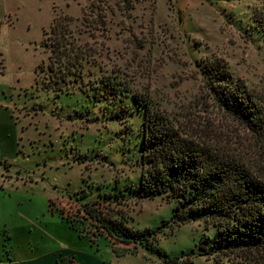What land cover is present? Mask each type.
I'll return each mask as SVG.
<instances>
[{
    "label": "rangeland",
    "instance_id": "374dc122",
    "mask_svg": "<svg viewBox=\"0 0 264 264\" xmlns=\"http://www.w3.org/2000/svg\"><path fill=\"white\" fill-rule=\"evenodd\" d=\"M28 1L40 9L39 20L21 29L22 51L0 68V261H23L22 242H52L44 239L49 236L108 264L242 262L211 248L217 231L203 221L165 228L154 245L117 256L108 237H81L73 229L68 241L61 229L46 231L45 219L64 224L50 211L51 199L69 208V195L84 194L85 202L112 192L127 200L136 230L170 220L173 204L164 197L138 198L143 102L264 178V147L218 101L223 70L264 107V0ZM53 6L56 15L71 18V38L87 55L70 94L44 87L52 72L42 40ZM80 225L95 231L90 222Z\"/></svg>",
    "mask_w": 264,
    "mask_h": 264
},
{
    "label": "trees",
    "instance_id": "16d2710c",
    "mask_svg": "<svg viewBox=\"0 0 264 264\" xmlns=\"http://www.w3.org/2000/svg\"><path fill=\"white\" fill-rule=\"evenodd\" d=\"M56 14L42 40L50 53L48 70L52 72L44 87L70 94L75 89L72 84L83 78L87 55L83 45L71 38V18ZM45 67L44 61L37 67V83ZM219 76L225 81L219 91L220 105L264 147V107L242 81L223 70ZM143 103L147 113L138 198L164 197L173 204L170 220L156 229L136 230L126 216L127 200L112 192L102 200L85 202L84 194L69 195V208L59 207L60 200L51 199L50 211L59 213L81 237H108L117 256L137 254L141 247L154 245L165 228L173 232L176 227L203 221L217 231V240L211 248L216 247L219 256L242 257V262L229 260L228 264H264V178L251 172L241 160L189 136L163 110ZM83 221L90 222L95 231L83 228L80 225ZM117 244L125 248L119 250ZM164 262L184 264L181 258ZM215 264L224 263L216 258Z\"/></svg>",
    "mask_w": 264,
    "mask_h": 264
},
{
    "label": "crops",
    "instance_id": "0c3cea01",
    "mask_svg": "<svg viewBox=\"0 0 264 264\" xmlns=\"http://www.w3.org/2000/svg\"><path fill=\"white\" fill-rule=\"evenodd\" d=\"M40 9L35 4H29L28 0H0V68L5 71L7 64L13 61L14 56L20 53L22 43L21 29L25 26L31 27L33 22L39 19L38 11ZM55 10L53 6V11ZM55 12H52L51 18L54 20ZM29 20L24 23V17ZM50 19V23L53 22ZM52 24V23H51ZM31 29V28H30ZM2 72V73H3ZM46 231L59 230L65 240H72L74 237L73 228L70 224L62 218V223L58 222L56 218L45 219ZM44 224V222H43ZM43 224H40L44 227ZM61 236V235H60ZM52 242H22V249L25 259L17 261L13 264H65L73 262L74 264H108L106 261H97L94 257L87 253L73 249L74 242H55L52 237L44 238ZM62 240V239H61ZM38 241V238H35ZM32 247V249H30ZM138 254V253H137ZM8 255V254H7ZM10 261H12L10 259ZM0 264L4 263L3 260Z\"/></svg>",
    "mask_w": 264,
    "mask_h": 264
}]
</instances>
